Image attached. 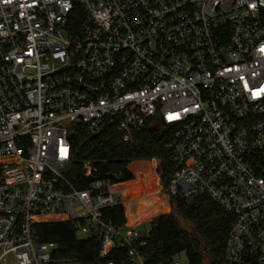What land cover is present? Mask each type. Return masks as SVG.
<instances>
[{"label": "built area", "instance_id": "obj_1", "mask_svg": "<svg viewBox=\"0 0 264 264\" xmlns=\"http://www.w3.org/2000/svg\"><path fill=\"white\" fill-rule=\"evenodd\" d=\"M154 126L169 197L233 215L215 264H264V0H0V264L55 262L35 224L60 221L107 264H148L137 222L109 215L134 199L92 155Z\"/></svg>", "mask_w": 264, "mask_h": 264}, {"label": "trees", "instance_id": "obj_2", "mask_svg": "<svg viewBox=\"0 0 264 264\" xmlns=\"http://www.w3.org/2000/svg\"><path fill=\"white\" fill-rule=\"evenodd\" d=\"M82 139L75 149L77 159L85 158L89 150L87 137L83 136ZM169 139L170 131L152 128L138 131L132 142H124L114 134L112 140L92 156L99 159L95 164L101 171H115L119 175L114 180L113 188L121 193L123 199L146 197L140 204L149 207L156 200L150 204L148 199H152L153 195H148L164 192L174 174L175 165L166 147ZM80 170L78 167V174ZM73 179L80 187L87 184L85 178ZM172 202L176 205V211L158 216L146 237L147 243L143 248L148 264L170 260L182 251L189 256L188 264L217 263L224 255L233 215L207 194L190 198L172 196ZM126 205L128 215L134 219L131 203ZM109 215L117 223L126 221L123 205L109 210ZM180 218L186 226L181 225ZM35 234L41 241L58 244L54 252L57 258L72 259L80 264L98 261L107 264V259L99 256V241L78 237L76 227L71 222L37 223ZM111 257L113 255L108 258Z\"/></svg>", "mask_w": 264, "mask_h": 264}, {"label": "rangeland", "instance_id": "obj_3", "mask_svg": "<svg viewBox=\"0 0 264 264\" xmlns=\"http://www.w3.org/2000/svg\"><path fill=\"white\" fill-rule=\"evenodd\" d=\"M152 195H153L152 199H148L150 201V204H152L153 201L155 200L156 201L154 204L150 205L149 207H142L143 204L142 203L140 204L141 200H131L129 202L131 203V207L133 211L132 216L134 217V219L130 218V216L128 215L127 205L125 207V212L127 214V221L131 223L137 222L135 224V227L142 236H148L150 234V231L154 226L155 219L158 216L162 214L174 213L176 211L175 210L176 205L174 202H172V197H169V195L165 191L161 193H153L151 195H148V197H151ZM180 223L181 225L186 226L185 221L181 218H180ZM174 259L180 261L181 264H188L189 262V256L186 251L177 253L176 255H174ZM45 264H80V263L72 259L59 258L55 262H50ZM88 264H103V263L98 261Z\"/></svg>", "mask_w": 264, "mask_h": 264}, {"label": "bare ground", "instance_id": "obj_4", "mask_svg": "<svg viewBox=\"0 0 264 264\" xmlns=\"http://www.w3.org/2000/svg\"><path fill=\"white\" fill-rule=\"evenodd\" d=\"M143 198H146V197H141V198H137V199H134V200H142Z\"/></svg>", "mask_w": 264, "mask_h": 264}, {"label": "water", "instance_id": "obj_5", "mask_svg": "<svg viewBox=\"0 0 264 264\" xmlns=\"http://www.w3.org/2000/svg\"><path fill=\"white\" fill-rule=\"evenodd\" d=\"M152 129H153V130H158V127L154 126Z\"/></svg>", "mask_w": 264, "mask_h": 264}]
</instances>
